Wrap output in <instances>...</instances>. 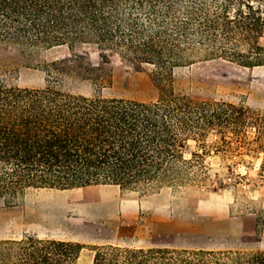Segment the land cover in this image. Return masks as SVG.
<instances>
[{
  "label": "trees",
  "instance_id": "16d2710c",
  "mask_svg": "<svg viewBox=\"0 0 264 264\" xmlns=\"http://www.w3.org/2000/svg\"><path fill=\"white\" fill-rule=\"evenodd\" d=\"M0 46L67 51L43 65L44 87L0 77L1 199L99 184L143 194L182 189L203 183L213 158L234 183L245 176L237 171L245 157L256 160L264 183V113L172 85L174 68L199 61L264 66V0H0ZM89 46L102 59L114 53L152 66L158 97L60 89L64 77L89 78ZM94 83L99 91L102 81ZM82 247L35 235L1 238L0 264H78ZM90 249V264H264V250Z\"/></svg>",
  "mask_w": 264,
  "mask_h": 264
},
{
  "label": "rangeland",
  "instance_id": "374dc122",
  "mask_svg": "<svg viewBox=\"0 0 264 264\" xmlns=\"http://www.w3.org/2000/svg\"><path fill=\"white\" fill-rule=\"evenodd\" d=\"M89 78L64 77L58 87L84 95L155 100L154 68L136 66L117 54L102 59L95 47L84 48ZM64 47L21 50L0 46V77L26 87H44L43 65L65 56ZM95 79L102 81L99 91ZM173 89L193 98L225 100L264 113V66L245 68L222 59L199 61L173 69ZM228 178L225 162L213 158L201 184L164 188L143 194L96 185L68 190L31 189L15 200L0 198V239L35 235L77 242L78 264H90L91 247H169L206 250H264V183L257 177L258 161L245 157ZM251 160V161H250ZM218 173V178L214 173ZM224 180L226 185L218 187Z\"/></svg>",
  "mask_w": 264,
  "mask_h": 264
}]
</instances>
